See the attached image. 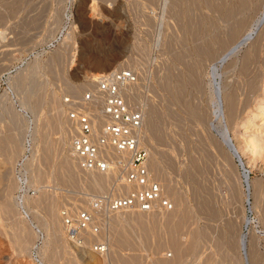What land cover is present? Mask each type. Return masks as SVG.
<instances>
[{"label": "rangeland", "instance_id": "374dc122", "mask_svg": "<svg viewBox=\"0 0 264 264\" xmlns=\"http://www.w3.org/2000/svg\"><path fill=\"white\" fill-rule=\"evenodd\" d=\"M0 16V142L13 136L20 144L15 162L0 154L1 171L16 188L12 210L5 209L0 190V264H85V246L71 241L63 219L62 245L54 247L45 204L34 201L46 191L59 212L65 206L88 209L85 202L96 194L84 170L78 165L72 174L63 166L73 152L63 98L87 91L99 73L126 68L139 74L133 99L146 113L150 171L154 178L164 175L179 198L175 221L187 250L180 264H264V37L256 27L264 0H0ZM235 26L243 29L241 39L262 36L261 47L245 46L225 67L220 63L233 47ZM214 70L225 112L230 94L241 108L239 119L226 124L250 174L249 205L242 169L220 134ZM51 121L59 127L49 128ZM68 175L75 185L63 183ZM109 181V195H126L115 194L125 185L116 174ZM171 212H146L140 226L152 223L154 231L136 238L135 245L144 247L141 264L174 259L166 225ZM98 222L109 252L107 258L94 252L92 264H123L115 260L121 252L110 212ZM20 227L33 238L26 250L16 244ZM136 227L133 222L125 230L140 232ZM242 234L255 252L249 250L250 263L239 248Z\"/></svg>", "mask_w": 264, "mask_h": 264}, {"label": "built area", "instance_id": "2783aa9c", "mask_svg": "<svg viewBox=\"0 0 264 264\" xmlns=\"http://www.w3.org/2000/svg\"><path fill=\"white\" fill-rule=\"evenodd\" d=\"M91 82L89 90L63 98L70 121V147L83 170L116 174L118 182L141 188L117 198L111 194L96 195L90 210L65 206L62 213L66 232L78 246L89 235L98 237L101 230L98 216L106 210L148 211L158 206L165 209L173 206L162 197L161 185L150 171L151 146L145 113L133 99L139 74L130 68L111 70L99 73ZM107 243L92 244L102 258H107Z\"/></svg>", "mask_w": 264, "mask_h": 264}, {"label": "bare ground", "instance_id": "6f19581e", "mask_svg": "<svg viewBox=\"0 0 264 264\" xmlns=\"http://www.w3.org/2000/svg\"><path fill=\"white\" fill-rule=\"evenodd\" d=\"M3 20H5V16L4 17L3 16H0V22H2ZM238 23H240V22H238ZM257 24L258 25L256 27L259 28L258 32L261 31L260 34L263 35V37H264V17ZM234 25H236V24H234ZM231 27H233V26H231ZM232 30H233V32H231L232 34H230L231 35V40L230 41L232 42L233 47L227 53H225V56L223 57V59H222V61L220 63V65H223V66H225L226 64H228L231 59H233L238 54H240L241 51H242V49L245 46H248V47H249V45L254 46V48L256 49V51H258L260 49V47H261L260 44H261V41L262 40L260 41L259 39L262 36H257V38H253L252 39V35L249 34V36L246 37L245 39H241L242 33H243L242 32L243 29H241L240 27L238 28V27L235 26V28L232 29ZM3 33L4 32L0 31V35H2ZM1 37H3V36H1ZM254 48H253V50H254ZM228 58H229V60H227ZM245 58H247V57H245ZM235 66H236V64H235ZM239 67H241V66H239ZM244 70H246V68ZM218 75L219 74H217V70H214V76L217 79L216 82H215L216 83L215 90L217 92L216 99H217L218 109H219V113H220L219 119H221V124H223L222 126H224L223 132L220 133V134H222V136H223V143L227 147L228 152L230 153L231 157L236 160V157H235L233 151L225 143L229 139L228 138L229 129H228V125L226 124V121H227V119L230 120L231 122L237 121L239 119V117H240L241 108H240V105L238 103V99H237L236 95L235 94H230L228 96L229 106L226 105L228 107V109L225 112V107H224V103H223V99L224 98L222 96L223 87H222V84L220 82H218V78H219ZM220 76H221V74H220ZM263 76H264V74H263ZM215 78H214V80H215ZM88 86H89L88 87V90L90 88H92V82H89V85ZM255 86L256 85H254V87ZM220 92H221V94H220ZM252 92H253V90H252ZM249 101H250V99H249ZM144 113H145V110H144ZM66 115H67V113H66ZM145 118H146V113H145ZM68 121H69V119H68ZM47 125L49 126V128H53L55 126L56 127H59V125H55L54 126V124H53L52 121L49 122ZM60 127H61V125H60ZM48 133H49V131H48ZM229 136L231 138V135L230 134H229ZM232 141H233V139H232ZM233 143H234V141H233ZM52 146H53L52 143L51 144L48 143L46 148L49 149ZM234 146H235V144H234ZM235 148L238 151V149H237L236 146H235ZM19 153H20V144L18 143V140L15 137H13V136L12 137H8L7 140H3V142L2 141L0 142V154L6 156L5 157L6 158L5 160H6L7 163H11L13 161L15 162L16 161L15 158L19 155ZM238 153H239V151H238ZM239 155H240V153H239ZM240 157H241V155H240ZM78 165H80V164H79V162H78V160L75 157V154L73 152H70L68 154V156L66 158H64V160H63V166H64V168L65 169H68L72 174L74 173L72 171H74V168L75 167H78ZM149 167H150V164H149ZM244 167H245V165H244ZM84 173L87 176V179H88V182H89V187H90L91 192H93L96 195H104V194H108V192H110L109 191L110 190V181L109 180L112 177V175L114 176L115 174H112V175L110 174L109 175V174H103V173H99V172H91V171L89 172V171H85V170H84ZM7 176H6V174H4L1 171V163H0V190L1 189L3 190V192L2 191L1 192L5 196V197H3L4 198V201H5L4 202L5 209L8 210L10 208V210H12L13 208L11 209V206L12 205L10 206V201H9L10 199L9 198H10V195L13 192V189L15 188V186H14V183L11 182V180H9V179L6 178ZM163 176H162V174H158L155 179L158 180V182L161 185L162 197L163 198H166V199H169L171 201V203H173V206L171 208V211L172 212H171V215H169V217H168V220H167L168 223L166 225H167V229H168V231H169V233L171 235V238L170 239L168 238L169 239V242L168 243L174 249L175 257H174L173 260H168L167 258L153 260L155 262L152 261L153 262L152 264H178V263L180 264L181 263V260H182V257H184L183 254L187 252V250L185 248H183V244L181 243L182 240H180V238H179V237H183V236H179V233H178L180 231V227H181V226H179L180 223L178 224L175 221L176 211L180 207V202H179V198H178V195H177L176 191L173 190L170 187V185L168 184V181H166V179H164L165 176H164V178H163ZM73 177H74V175H73ZM40 178H41V176H40ZM37 179H38V176H37ZM12 180H13V178H12ZM243 180H244L245 186H247V183H248V186H247V190L248 191H247V194H246V198H247L246 200H248V199H250V195H251V178H250V174L248 176L247 183L245 181L246 180V177L245 176H243ZM42 181H44V180H42ZM74 182H75L74 179L70 175L65 176V178L63 179V183L64 184L75 185ZM121 184H123L122 181H121ZM125 185H124L125 187L124 186H118V187H116L115 194L116 195H120L122 192L129 193L131 190L140 189L141 188V186H138V185H127V184H125ZM45 186L42 187L43 190H46V187ZM127 193H126V195H127ZM0 195H1V193H0ZM44 195L45 196L36 199L34 201V204L37 205V206H41L42 204H45L44 207H46L47 215H48V218H49V222L53 226V230H54V236H53V244H54V247L55 248L56 247L57 248H60V246H58V245L61 244V238H60L61 237V231H63V229H64L63 228V224L61 223L62 219L64 218L63 217V213L61 212V210L59 212V206L56 203V201L54 199H50L49 197H47L48 195H47V192L46 191H44ZM126 195H123V196H126ZM120 197H122V196H120ZM114 198H117V197H114ZM91 201H92V199L91 200H87L85 203L91 205ZM90 205L87 207L88 209H91L90 208ZM157 208H161V206H158ZM154 209L155 208H153L151 210H148V211L131 210V209L130 210L121 209V210H117V211H111V210L107 211L106 210L107 213L110 212V219H111V221H113V228L111 230H113L112 231L113 232L112 233V236H113L114 246H116L117 248H119V250L121 252V253H119L120 254L119 256L115 257L116 258L115 259L116 260V263L118 262V263H123V264H141L140 257H141V253H142V250L144 249V247H143V245H140V244H138V246L135 245V242H136V238L137 237L139 239H141L144 235L150 234V233H152L154 231V229H153V225L154 224H152V223L151 224L148 223V228H142L140 226V225L143 224V222H144V220L146 218V212H152ZM162 209H163V207H162ZM165 210H170V209H165ZM14 214H15V212H14ZM155 214L156 213H154L153 217H151V218H154L155 217ZM99 217H100V215H99ZM59 218H60V220H59ZM133 222L134 223H137L138 227H136V228L141 229L142 232L141 231L140 232L137 231L135 233H131L130 234V233H128L129 231L127 232L125 230V228L128 227V226H131L133 224ZM145 224H147V223H145ZM247 225H248V223H247ZM142 226L144 227V224ZM101 235H102V230H100L99 235H98L97 238H94L93 236L89 235L85 239L84 243L82 244V246H85V247L82 248L83 249V251H82L83 252V259H84V263L85 264H92L93 261H94L93 259L95 257L94 252H97V251H93L94 248L92 246L86 247V245L91 244V243H93V245H94V242L100 241L99 238H101ZM16 237H17V243L16 244H17L18 248L21 249V250H26L27 248H29V244L33 241L32 240L33 238H32L31 233L29 231H27L25 228H21ZM195 248L196 247L194 245H192V246H190L188 248V250L191 251V250H194ZM239 248L244 253V255H243V257L245 258L244 260H246L248 258V263H250L249 262L250 261V257H249L250 254L249 253L251 252V253L254 254L255 252H253V250H254L253 247H251L249 249L248 242L246 240V236L243 235V234L240 237ZM127 249H130V251L129 252L128 251L126 252L125 250H127ZM164 249H165V245L163 244L162 246H160L158 248V251L160 252V251H162ZM249 250H250V252H249ZM125 255H127V257H124ZM67 264H78V263L75 260H73V261H68Z\"/></svg>", "mask_w": 264, "mask_h": 264}, {"label": "water", "instance_id": "95a60500", "mask_svg": "<svg viewBox=\"0 0 264 264\" xmlns=\"http://www.w3.org/2000/svg\"><path fill=\"white\" fill-rule=\"evenodd\" d=\"M228 140L225 142L226 144H227V146H229V148L233 151V153H234V155H235V157H236V160H237V162H238V164H239V166H240V168L242 169V174H243V176H245L246 177V183H247V180H248V176H249V171H248V169H246L245 167H244V163H243V161H242V159H241V157H240V155H239V153H238V151L236 150V148H235V146H234V143H233V141H232V139L230 138V136H229V134H228ZM247 186H248V183H247ZM249 199L247 200V203L249 204Z\"/></svg>", "mask_w": 264, "mask_h": 264}]
</instances>
